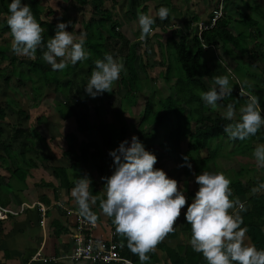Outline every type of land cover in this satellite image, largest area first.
<instances>
[{
    "label": "trees",
    "instance_id": "1",
    "mask_svg": "<svg viewBox=\"0 0 264 264\" xmlns=\"http://www.w3.org/2000/svg\"><path fill=\"white\" fill-rule=\"evenodd\" d=\"M76 1L84 2L85 0ZM147 1L154 0H142L143 4L141 3L140 9L141 14H147ZM160 1L154 6L156 12H158L159 8L162 6L167 7L168 9L170 8V2ZM21 2L22 4L27 3L30 5L37 22L45 28L43 35L46 44L48 38L55 35L56 25L58 22H62L63 18H59L57 21L52 20L51 16L53 14V10L48 9V11H46L45 7L42 5V0H21ZM89 2L93 4V12L96 13L97 16L100 15L101 17L98 18V30L86 32L84 48L90 53V56L85 61L77 62L76 65L69 64L63 71H53L51 65L43 59V53L46 51L45 47L41 46L38 48L35 58L30 59L15 55L11 50V45L8 48L7 46L0 44V63L7 59L10 69L5 77L4 75L2 76V80L5 85L7 87L9 86L10 78L12 76L16 77V81L20 85H26L29 83L32 87L34 102H36L38 98L42 97L44 92L43 88H48L55 93L61 92L65 97L64 103L61 104L57 101L55 102L59 118L66 119L69 116L74 117L76 131L82 133L91 131L99 126V124L93 121V117L97 116L100 109L98 106H94V115H92L90 107H88L87 100L81 96L79 90L73 89V85L69 82V80L66 85L69 88L70 94H66L65 88L61 83L62 78L64 79L65 76L74 74L76 72V68L81 67L80 65L82 63H85V73L90 78L91 72L95 69L94 62L96 60H103L106 53L114 55V53L112 54L109 50V40H120V50L124 47L126 49L123 57V63L127 73L126 75L123 74L120 78V86L124 89V94L122 95L123 98L128 99L139 91L141 82L140 71L150 65L145 55V51L143 50L140 52L139 43L131 42L119 30L121 24L118 19L113 16L112 11L107 8H101L102 0H89ZM10 3L11 0H0V15L2 14L5 16L2 20L0 32L8 33L9 38H11V36L10 30L7 26V16L10 14L8 11ZM218 3L219 1L217 2V6ZM260 5V3H257L252 7V10L259 11ZM123 14L126 18H137V14L130 10L124 11ZM221 14L222 15L214 21V24H212L211 19L213 14L211 13L209 18L205 20L204 26L207 27L201 29L199 34H194L189 40L186 39L185 35H181L179 39L170 37V40L172 41V52L169 55L171 61L169 58L168 63H165L164 60L158 61L160 66H165L164 71H162L164 79L169 80L171 75H173L174 82L172 87L174 90L170 95L158 98L156 101L157 107L155 109L152 106V100L150 98H146L142 106L143 108H140V114L142 116L141 121L137 123V126L139 128L140 125L145 126L155 123L163 129L166 122H172L174 127L166 131V135L162 141L165 146H167L169 142L177 140L181 136L187 135L190 139H194L195 141L192 148L194 150H202L208 148L210 141L214 138L227 136L223 129L225 125L230 123V121L224 119L223 114H207V109L211 110V108L205 106L204 102L200 98L201 91H208L211 88L205 77L211 78L214 74L213 69L215 71L216 68L218 69L216 63V67L210 68L202 62V58L207 48L220 44L221 48L225 52H228L231 48L228 47L231 45L238 51L240 57H243L244 55H247L248 57H259L264 63V50L257 52V50L261 48V43L258 42V38L262 36L264 22L255 19L248 12L240 11L239 16L235 19V30H232V15L227 12H222ZM261 19L264 21V13L261 16ZM192 20H198V18L192 16ZM183 24L186 28H190L191 22L185 21ZM114 57L117 56L114 55ZM57 62H59V59ZM217 76H221L220 73H217L216 77ZM237 87L232 91V95L230 97H227L224 101L220 102L221 107L227 106L230 102H237V107L244 103L247 97L238 93ZM244 88L249 92V94H253L247 89V87L244 86ZM71 93H73V95H71ZM74 94L76 97H74ZM254 94L260 97V105L261 108L264 109V95H260L259 93ZM4 103L5 104H2V106L0 105V162L2 161V153H4L7 157L4 159L8 160V162H10V164L14 167L16 165L14 162L15 157L9 152L13 148V141H26L27 146L35 150L34 135H32L30 130L27 127H24L19 120L17 124H12L13 126L11 125L12 131L10 133L9 140H2L3 133L1 124L5 121L6 109H11L17 115L18 119H29V113L19 107L11 98H6ZM114 117L119 121H122L123 119L119 111H114ZM37 120H39V118ZM135 132L137 138L142 142V144H144L148 138L154 139V134L144 132V130H136ZM102 133L106 132L102 131ZM120 134L122 135L121 141H125L126 126L124 124L120 127ZM254 137L264 141V130L258 131L253 138ZM65 139L67 140V148L62 151V155L71 161V167L74 170L75 180L79 177L87 176L91 180L90 191L92 194L105 198V194H102L101 191L95 187V183L93 179H91L90 172L86 170L89 161L104 160L102 154H100L97 144L95 142L80 143L74 132H68L65 135ZM145 149L152 152L151 147H146ZM214 153L216 154V152ZM22 158V161L28 168L35 167L37 165L36 162L30 159H25L24 156ZM204 162H206V159H204ZM99 170L101 171L103 181L102 188H106V185L104 184L105 180L103 178L110 176L114 169L112 172L108 173L102 165L99 166ZM204 170L207 171V168L197 167L193 171L194 178L196 175L205 172ZM15 172H19L21 174L20 178H16H19L20 181L23 182L28 174V169L16 165L10 175L12 177L15 176ZM52 172L54 176L60 179L61 186L66 188L74 187L75 180L73 182L68 181L66 170L63 167L52 166ZM0 186H2V175H0ZM254 186H256L254 183L248 182L244 187L238 179L232 180L230 185L233 192L232 198L249 194L250 189ZM198 187L199 186L197 185V190ZM188 193V199H191V193ZM0 206L2 207L1 189ZM93 206L100 208V201L97 200V203ZM245 206L246 208L248 207L247 211L240 213L243 217V224L241 227H247L248 231L246 236L250 240L251 244L258 250H264V194H250L246 199ZM109 219H111V217H109ZM183 230L188 232V237L185 241H180L175 245L163 241L157 247L164 252L170 264H207L202 254L195 252L189 244L191 226L187 224L185 218L183 221ZM1 235L2 219H0V236ZM116 238L118 239V233ZM122 242L123 248L121 250V254L128 257L133 263L140 264L139 257L130 251L128 241L123 240ZM148 255L149 260L146 264L157 261L155 252H150Z\"/></svg>",
    "mask_w": 264,
    "mask_h": 264
},
{
    "label": "clouds",
    "instance_id": "2",
    "mask_svg": "<svg viewBox=\"0 0 264 264\" xmlns=\"http://www.w3.org/2000/svg\"><path fill=\"white\" fill-rule=\"evenodd\" d=\"M8 11L7 26L15 55L34 59L37 49L43 46L46 48L43 59L53 71H63L69 64L76 65L89 58L90 53L84 48L86 33H81L77 39L72 31H66L68 23L58 22L55 35L45 44V28L37 22L29 4L11 0ZM169 11L162 6L156 15L163 21L168 18ZM154 23L151 15L138 16L141 40L152 33ZM94 63L95 69L84 86L86 94L92 98L111 93L114 83L125 71L123 61L111 54L106 53L103 60ZM214 85L208 91H201L200 98L205 106L217 109L221 107L220 102L232 95L233 86L228 76L214 77ZM245 85L251 87L247 81L241 82L240 87ZM236 103H228L223 112V118L230 121L223 131L230 140L244 141L264 127V115H261L264 109L260 97L255 94H249L238 110ZM109 155L114 170L103 178L105 198L92 194L91 180L87 176L75 180L71 196L81 215L93 223L97 217L91 207L99 200L103 214L113 218L116 232L127 238L128 247L139 257L140 264H146L148 254L176 231V223L185 206V220L191 226L189 244L195 252L202 254L207 264H264V250L245 243L248 229L241 227L243 217L240 213L246 212L247 208L238 198H232L231 180L223 172L205 171L196 175L195 182L199 187L188 203L178 182L155 167L157 157L147 151L135 135L130 142L121 141ZM253 156L257 167L264 168V144L256 146ZM262 191L264 183H259L250 189V194Z\"/></svg>",
    "mask_w": 264,
    "mask_h": 264
},
{
    "label": "crops",
    "instance_id": "3",
    "mask_svg": "<svg viewBox=\"0 0 264 264\" xmlns=\"http://www.w3.org/2000/svg\"><path fill=\"white\" fill-rule=\"evenodd\" d=\"M3 19L4 16L2 17V20ZM1 39L2 35L0 36V40ZM249 84H253L251 87L253 89L247 86V89L251 93L264 95V84H255L254 82ZM8 90L13 91L15 89H12L10 85L7 87L5 84L1 83L0 79L1 106L2 97L5 96V99L10 98L7 97ZM61 98L62 96L60 93L58 94V92H56L55 101L63 104L64 99ZM51 100L52 99H49L48 101L45 100L41 103V107L43 108L42 110L44 111H40L36 115L35 119H32L31 114L29 113V121L31 124L32 122L35 123L33 126L34 128L30 129V126L23 124V126L27 127L31 134L34 135V146L36 149L34 150L29 148L26 144L27 142L23 141L24 143L22 142L23 144H21V147L24 145V149L14 150L13 143V148L9 151L10 154L15 157L14 162L16 165L28 169V174L23 182L19 179L21 177L19 172H15V176L13 177L10 175L16 165L13 167L8 160L4 159L7 158L6 154L2 153V161L0 162V175H2V186H0V188L2 187V207H0L2 209L18 211L21 203L23 202L31 203L39 201L46 207V210L42 214L37 207L24 208L22 212L17 214L10 212H5L3 214L2 235L0 236V264L25 263L36 253H39L40 257L33 260L31 264H93L83 260H71L69 258L74 246V238L78 232L75 214L80 211L71 196V189L73 187L66 188L61 186L60 179L53 175L52 166L63 167L66 170L68 181L73 182L75 180V176L74 170L71 167V161L62 155V151L67 148L65 135L68 132H74L80 143L95 142L99 147L100 154H102L104 160L89 161L86 170L90 172L91 179H93L95 187L100 190L102 194H105L106 188H102L103 181L99 166L103 165L105 171L108 173L112 172L114 169L113 159L109 155V152L116 149L120 144L122 139V135L119 134L120 127L123 124L126 126L125 136L126 140L129 142L131 141V137L133 135L136 136L135 131L141 130L137 126L139 121L136 122L133 118L129 119L126 117L123 118L122 121H119L113 117L106 121L103 119H98V121H96L97 119H95V123L99 124L97 128L83 133L78 132L76 131L74 117L69 116L66 119H60L55 102ZM38 104V101H36L32 102L31 105L32 107L37 108L39 106ZM243 105L244 103L241 104V106ZM53 107L55 110L54 113L51 111L53 110ZM239 107L237 108L239 109ZM223 108L225 110L226 106ZM210 111L211 110L209 109V112ZM5 112L6 121L8 114L12 112H9L8 109H6ZM90 112L94 115V110L91 107ZM38 118L39 120H37ZM154 127H157V129H152ZM262 129L264 130V127H262ZM160 130L162 129H160V127L156 124H152L151 126L148 125L146 132L154 134V139L151 140V138H148L143 145L145 148H152L151 153L157 157L155 167L162 169L169 178L175 179L178 182V186L184 191L188 203H191L194 194L197 191L193 171L197 168L196 164L200 159H206L207 163L202 168L206 167L207 170L211 172L213 170L212 173L223 172L230 178L231 181L238 179L244 187L248 182H252L256 186L259 183H264V168L257 167L255 159H251V157H253L251 150L256 148L255 141H260L259 138L252 137L244 141L239 139L234 141L230 140L227 135L211 140L209 143V151L208 148L194 150L192 145L195 144V141L194 139H190L187 135L181 136L180 138H182V140H179L178 138L177 140L169 142L167 146H165L162 143L163 140L155 138L157 134H161ZM102 131L106 133H102ZM224 139L227 140L226 143H223ZM232 141L234 142L233 146L235 144L234 148L232 146L233 150L231 147H228V144ZM239 143H241V145ZM262 143L264 142L262 141ZM219 146H222L221 152L218 150ZM253 146L255 147L252 149ZM238 148L239 151H237ZM213 151L217 152L216 158L224 157V161L233 156H238L239 158L248 157L251 161H245L246 164H248L246 166L242 165L234 167L230 164V166H224L225 168L220 170L216 167H211L214 165L213 161L215 160V158L213 159ZM23 156L25 159H30L36 162L37 165L35 167L28 168L22 161ZM226 163L227 162H224V165ZM187 165H191V167L189 168ZM227 171H232L237 174L234 177L232 173L230 174ZM188 192L191 193V199H188ZM260 193L264 194V191ZM249 195L250 193L244 194L242 196L235 197V199L238 198L245 204ZM186 210V206L181 210V215L175 226L176 231L169 234L165 238V242L175 245L180 241H185L187 239L188 232L183 230V221L185 218L184 213ZM91 211L97 217L95 220L97 222V226L92 231V234L95 237L108 238L110 230L115 228L113 218L109 219L108 216L103 214L101 208L95 206L91 207ZM42 218L44 219V227H42L40 223ZM118 239L122 245V241L127 240V238L121 234H118ZM245 243L252 245L247 236L245 238ZM154 252L156 253L157 261L148 264H170L161 249L157 247ZM43 256H56L57 261L43 263L41 261ZM122 257L128 259V264H135L128 257L123 255ZM109 264L122 263L114 262Z\"/></svg>",
    "mask_w": 264,
    "mask_h": 264
},
{
    "label": "rangeland",
    "instance_id": "4",
    "mask_svg": "<svg viewBox=\"0 0 264 264\" xmlns=\"http://www.w3.org/2000/svg\"><path fill=\"white\" fill-rule=\"evenodd\" d=\"M160 0L157 1H147L146 5L148 7L147 9V15H151L155 19V23L153 25V31L152 33L144 40H141V32L138 24V16L141 14V3L143 4L142 0H102V6L101 8H107L112 11V14L115 18L118 19L120 22V31L127 37L128 40L131 42H138L140 45V52L143 50L145 51V55L148 59V62L150 65L147 68H143L140 71V88L137 93L134 94V96L129 97L128 99L123 98L122 95L124 94V89L120 86V78L123 74L126 75L127 71L125 68V71H123L120 75L119 80H117L114 83V86L112 88V92L109 94L108 92L103 93L100 96H97L96 98H92L89 95L86 94L84 90V86L87 84L88 80L90 79L88 75L85 73L86 65L85 63H82L79 68H76V72L74 74H71L70 76H65L64 79L62 78V85L65 88L66 94L69 93V88L66 85L67 81L72 83L74 90H79L81 96L87 100L88 107H91L92 109L94 106H98L100 111L98 112L97 116L93 117V121L97 119H103V120H109L110 118L114 117V111H119L121 116L123 118H129L135 120L136 122L141 121V109L143 108V103L146 98H150L152 100V106L155 109L157 107L156 101L160 97H166L172 93L174 90L172 87V84L174 82L173 75H171V78L169 80L164 79L162 71H164L165 66H160L158 64V61L164 60L165 63H168V58L170 60V53L172 52V41L170 40V37H173L174 39H179L181 35H185L186 39H191V37L194 34H199L201 31V27L203 28V25L205 24V20L209 18V15L212 13L215 15V10H218V15H222L221 13H230L232 15V30H235V19L239 16L240 11L241 12H248L250 13L255 19L264 22L261 19L262 14L264 13V0H162L163 2H170V8H169V16L167 19L161 21L157 17V12L154 9V6L159 3ZM218 6H217V2ZM161 2V1H160ZM261 4L259 11L252 10V7L256 4ZM145 4V3H144ZM42 5L45 7V10L48 11V9L53 10V14L51 16L52 20H58L59 18H63L62 22L68 23V27L66 28V31L73 32V34L79 39V36L81 33H86L88 31L92 32L98 30L99 27L98 18L101 17L100 15L97 16L96 13H94L93 4L89 2V0H85L84 2H77L76 0H42ZM220 9V10H219ZM132 11L137 14V18H126L124 16V11ZM140 13V14H138ZM192 16H195L198 18V20H192ZM2 17L3 15H0V28L2 24ZM5 17V16H4ZM220 17V16H219ZM185 21H190V28H186L184 26ZM214 24V22H212ZM2 35V42L0 40V44H3L9 48L11 45V38H9L8 33H2L0 32V36ZM258 42L261 43V48L257 50L259 52L260 50H264V30L262 33V36L258 38ZM110 45L109 50L110 52L117 57H114L117 60H122L124 54L126 52L125 47L121 49V41L120 40H109ZM252 45V44H251ZM231 47V48H230ZM230 50L228 52H225L220 44H217L214 47L207 48L204 56L202 58V62L209 66L210 68H214L215 63L218 67L216 68V71L213 69V76L211 78L205 77L210 87H214V77H216L217 73H220L221 76H228L231 85L233 86V90L237 87V84H241L243 81H247L248 84L251 82H254L255 84H264V63L263 60L259 57H248L247 55H244L243 57L239 56V53L236 49H234L231 45L228 47ZM261 52V51H260ZM11 54V53H10ZM162 54V55H161ZM163 57V58H162ZM171 61V60H170ZM219 61V62H218ZM222 65V66H221ZM19 67V66H18ZM22 68V67H21ZM9 64L8 60H4L0 63V79L1 83L5 84L2 80V76H6L7 72L9 71ZM212 70V69H211ZM161 71V73H160ZM4 72V73H3ZM261 74H260V73ZM9 74V73H8ZM239 80V81H238ZM238 81V82H237ZM236 82V83H235ZM10 87L15 90L11 91L8 90L7 97H10L13 99L16 104L19 107H22L24 110L28 111V113L31 114V118L35 119L36 115L43 108L41 107V103H43L45 100L52 99L51 101L56 102L55 100V92L43 88V95L42 97L38 98L36 101H38V107H32V102H34V95L32 91V87L29 83L26 85H20L16 81V77L12 76L10 78ZM251 87L253 84H250ZM247 87V85H245ZM250 87V88H251ZM244 88V87H243ZM245 89V88H244ZM253 89V88H251ZM246 90V89H245ZM247 91V90H246ZM248 92V91H247ZM62 96L61 99H64V95L61 92H58V94ZM249 93V92H248ZM73 95V93H71ZM75 95V94H74ZM3 96V94H2ZM76 97V95L74 96ZM246 100V99H245ZM5 96L2 97V104H5ZM246 101H244V104ZM40 107V108H39ZM51 110L53 113L55 112L54 107ZM207 114H221L225 110L223 107H219L217 109H211L209 112V109H207ZM238 110V108H237ZM8 111L12 112L8 114L6 121L4 123L2 122V140L8 141L10 133L12 131V124H17V122L20 120L21 124L28 125L31 128H34V122H31L28 120H25L26 118L18 119L17 115L8 108ZM95 122V121H94ZM147 123V122H145ZM148 124V123H147ZM155 124V123H152ZM152 124H148L151 126ZM140 125L139 128L141 130H144L146 132L147 126ZM157 125V124H156ZM13 126V125H12ZM162 129L160 127L161 134H157L155 138H158L159 140H163L166 131L173 128L174 124L172 122H166V125L163 126ZM152 129H157V127H154ZM261 128L259 131H262ZM120 134V132H119ZM50 135V134H48ZM219 138V137H216ZM214 138V139H216ZM153 140V139H151ZM179 140H182V138H179ZM235 141V140H234ZM22 141L15 140L14 143V150L17 149H24L25 146L21 147L23 144ZM227 140L224 139L223 143H226ZM264 142V141H263ZM233 141L228 144V147H231L233 150ZM241 145V143H239ZM259 144H264L262 141H255V146ZM233 146V148H232ZM253 146L252 149L255 147ZM210 144L208 146V151ZM222 146L218 147L219 152H221ZM227 148V147H226ZM224 149V148H223ZM228 149V148H227ZM216 150V149H215ZM239 151V148L237 149ZM216 152V151H215ZM251 152H254V149L251 150ZM214 153V151H213ZM217 153V152H216ZM203 154V151H202ZM213 161L214 165L211 167L218 168L220 170H223L224 166H230V164L234 167L238 166H246L245 161H248L251 159H255L254 156L251 157V159H248V157L245 158H239L238 156L230 157L229 159H226L224 161V157H218L216 158V154H213ZM249 161V162H250ZM198 163L196 166L198 168L203 167L207 163H203L204 160L200 159L197 161ZM224 162H227L224 165ZM251 165V164H250ZM212 168V169H213ZM196 169V168H195ZM205 171V170H204ZM207 172L212 173L211 171L207 170ZM228 173H232V175L235 177L237 173H234L232 171H227ZM2 191V187L0 188ZM235 199V197H233ZM249 243V242H248Z\"/></svg>",
    "mask_w": 264,
    "mask_h": 264
},
{
    "label": "built area",
    "instance_id": "5",
    "mask_svg": "<svg viewBox=\"0 0 264 264\" xmlns=\"http://www.w3.org/2000/svg\"><path fill=\"white\" fill-rule=\"evenodd\" d=\"M220 10V9H219ZM218 10H215V15H213L211 19V23L214 22L219 16ZM207 26L203 25V28H206ZM201 27V29H203ZM241 84H237V91L238 93H243L242 95L247 97L249 93L244 89L240 87ZM261 115H264V111H262ZM37 207L38 210L43 214L46 210V207L39 201L34 202H23L20 205V208L18 211H13L11 209H2L0 207V219H2L3 214L5 212H10L13 214H17L19 212H22L24 208H35ZM76 221H77V234L74 238V246L73 249L69 255V258L71 260H83L86 262H90L93 264H109L114 262H121L122 264H128V259H125L121 255V250L123 248L122 243L116 238L117 232L115 228H112L110 230L108 238H99L95 237L92 234V231L97 226V222L94 223L87 219L85 216L81 215L80 212H77L76 214ZM41 226L44 227V219L42 218L40 220ZM39 253L34 254L31 259L25 263L21 264H31L33 260L38 259ZM41 261L43 263L46 262H56L57 257L56 256H43L41 258Z\"/></svg>",
    "mask_w": 264,
    "mask_h": 264
}]
</instances>
